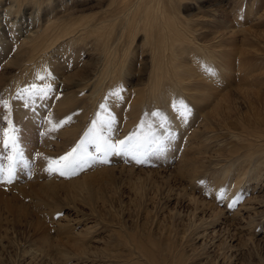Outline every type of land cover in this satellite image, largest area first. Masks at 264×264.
Returning <instances> with one entry per match:
<instances>
[{
    "label": "rangeland",
    "instance_id": "rangeland-1",
    "mask_svg": "<svg viewBox=\"0 0 264 264\" xmlns=\"http://www.w3.org/2000/svg\"><path fill=\"white\" fill-rule=\"evenodd\" d=\"M260 136L264 0H0V264H264Z\"/></svg>",
    "mask_w": 264,
    "mask_h": 264
},
{
    "label": "bare ground",
    "instance_id": "bare-ground-1",
    "mask_svg": "<svg viewBox=\"0 0 264 264\" xmlns=\"http://www.w3.org/2000/svg\"><path fill=\"white\" fill-rule=\"evenodd\" d=\"M67 2V1H66ZM240 2V1H239ZM65 3L63 2V3H61V4H58V5H64ZM133 6V4L131 3V1H126L125 3H124V6H123V8L122 9H126V8H128V7H132ZM34 7H36V11H38V12H40V11H45L44 9H45V7L42 9V7H41V5H34ZM10 12L9 11H6V15H8ZM2 14V13H1ZM53 15V14H52ZM129 14H124V16H128ZM3 16V15H2ZM1 16V17H2ZM46 17L48 16V15H45ZM45 22L47 23L48 22V26L46 27V29H48V27L51 25V21L49 20V19H45ZM3 23V22H2ZM175 25V24H174ZM45 29V30H46ZM45 30L43 31V33H45ZM168 32H170L169 34H167ZM192 32H194V33H198V29H196V27H193V26H191L190 24H188V26L186 27V28H184L183 30H181V29H178V28H176L175 26H172V25H168L167 27H166V29H165V33H166V35L165 36H163L162 37V39H161V41H160V46H161V48L162 49H165V48H168V47H170V48H172V49H174V48H176V47H178L179 46V50H181V51H185V48L183 47V44H185V42L187 41V40H189V42H191V43H195L194 41H193V39L192 38H190L189 37V35H190V33H192ZM42 33H37V32H33V35H31V37H27L26 36V38H27V40L26 41H30V42H28L27 44H31V49H32V53H40V52H44L45 50H48V49H52L56 44V42L59 40V39H61V38H63L64 36H61L60 34L58 35V36H53V37H49L48 39H47V41H46V44H43V43H41V45H40V47H38V46H36V43H38L39 41H40V35H41ZM3 35V34H2ZM186 37V38H185ZM198 37H199V35H198ZM197 39V38H196ZM165 42H167L166 43V46H163V44H165ZM26 43V42H25ZM181 45V47H180V45ZM198 47V46H197ZM199 48V47H198ZM171 49V50H172ZM53 50V49H52ZM67 50H65L64 52H66ZM161 51H164V50H161ZM52 52V51H51ZM173 52V51H172ZM171 52V53H172ZM175 52V51H174ZM162 54H164V53H162ZM166 54V53H165ZM187 54V51H185L184 52V54L183 55H186ZM163 58H164V56H162ZM166 57V56H165ZM118 58V57H117ZM180 58H182V57H180ZM166 59V58H165ZM119 60V59H118ZM107 61H108V58H105L104 59V62H105V65L104 66H106V64H108L107 63ZM119 61H117V60H113V64H112V70L110 71V72H108V74L107 75H111L112 76V79L115 77V74L117 73V72H119L120 70H122V69H124L125 67H126V63H123V64H121V63H118ZM101 63V62H100ZM108 68H110V67H108ZM109 71V70H108ZM93 78V77H92ZM91 78V79H92ZM91 79H89L88 80V82L91 80ZM92 81V80H91ZM156 85V87H158L159 88V86L161 85L160 83H156L155 84ZM157 91V90H156ZM187 117V115L186 114H182V116H181V120H184L185 118ZM179 123V122H178ZM247 149H248V151L249 152H253L254 154H259V157H258V160H261L262 161V163H260V166L257 168V174L255 175V177H256V179H258L259 177H262L263 175H264V136H260L259 137V141H257V143H255V144H249L248 146H247ZM249 162H254L256 159L255 158H250V159H247ZM233 165V164H232ZM232 165H230L226 170H224V177L226 178V177H228V174H230V171H231V166ZM250 170V168H242V170L241 171H243V172H241V171H238L237 173L238 174H244L243 175V177L241 178V179H244V176H246L247 174H249V172H246L247 170ZM262 173H263V175H262ZM253 174H251V176H250V179L251 178H253V176H254ZM248 176V177H249ZM240 177V176H239ZM247 177V176H246ZM264 178V177H263ZM237 179V178H236ZM240 179V178H239ZM240 179V180H241ZM255 179V180H256ZM260 181V180H259ZM229 195V194H228ZM226 200H228V199H226ZM250 204H252V203H254V202H256L255 204H258L260 207H263L264 208V201L262 200V199H260L259 200V198L258 197H254V198H251L250 199ZM248 209V208H247Z\"/></svg>",
    "mask_w": 264,
    "mask_h": 264
},
{
    "label": "snow or ice",
    "instance_id": "snow-or-ice-1",
    "mask_svg": "<svg viewBox=\"0 0 264 264\" xmlns=\"http://www.w3.org/2000/svg\"><path fill=\"white\" fill-rule=\"evenodd\" d=\"M208 71H210V69H209ZM113 95L118 96L119 93H118V92H115V93H113ZM121 143L124 144L125 142H121ZM107 148H108V150H111V151H118V150H119V149H118V146H117V145H114V144H108V145H107ZM74 151H75V150H74ZM134 158H135V157H134ZM61 159H63V160H67L68 157H62ZM137 162L139 163V162H142V161L137 160ZM79 166H80V164H79V162L76 161V160H72V161L69 162L68 165H66V167H71V168H75V167H79ZM50 170H51V169H50ZM60 174H61V175H64L65 173H64L63 171H61ZM9 182H10V181H9Z\"/></svg>",
    "mask_w": 264,
    "mask_h": 264
}]
</instances>
